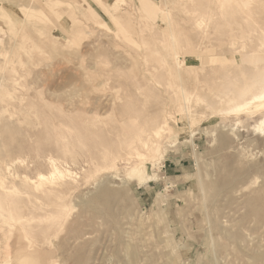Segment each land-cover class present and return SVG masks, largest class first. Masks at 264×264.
I'll use <instances>...</instances> for the list:
<instances>
[{"label": "rangeland", "instance_id": "374dc122", "mask_svg": "<svg viewBox=\"0 0 264 264\" xmlns=\"http://www.w3.org/2000/svg\"><path fill=\"white\" fill-rule=\"evenodd\" d=\"M263 92L264 0H0V264H264Z\"/></svg>", "mask_w": 264, "mask_h": 264}, {"label": "bare ground", "instance_id": "6f19581e", "mask_svg": "<svg viewBox=\"0 0 264 264\" xmlns=\"http://www.w3.org/2000/svg\"><path fill=\"white\" fill-rule=\"evenodd\" d=\"M259 100H264V92L261 93L260 95H253L245 104H240L239 108H244V107H248L249 105H251L252 103L259 101ZM263 125H264V121L263 123H261V125L258 126L259 130H263ZM53 161V160H52ZM59 176L62 177L63 176V172H61L58 168L55 167L54 169V173L51 175L52 178H54L55 176ZM45 178V177H44Z\"/></svg>", "mask_w": 264, "mask_h": 264}]
</instances>
